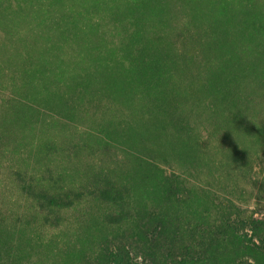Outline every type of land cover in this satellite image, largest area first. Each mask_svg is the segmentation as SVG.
<instances>
[{
	"label": "rangeland",
	"instance_id": "rangeland-1",
	"mask_svg": "<svg viewBox=\"0 0 264 264\" xmlns=\"http://www.w3.org/2000/svg\"><path fill=\"white\" fill-rule=\"evenodd\" d=\"M257 220L264 0H0V264H264Z\"/></svg>",
	"mask_w": 264,
	"mask_h": 264
},
{
	"label": "trees",
	"instance_id": "trees-1",
	"mask_svg": "<svg viewBox=\"0 0 264 264\" xmlns=\"http://www.w3.org/2000/svg\"><path fill=\"white\" fill-rule=\"evenodd\" d=\"M253 228L250 230L251 235H244V238L241 240V242H248L250 246L248 247V250L253 251L258 257L261 258V260H264V221L257 220L253 222L252 224ZM233 231V229H231ZM232 233V232H231ZM225 243L228 246V240L225 241ZM207 260L203 257H197V259L193 260L194 264L203 263ZM181 264H186L185 262ZM245 264H260L259 261L256 260V262L253 263H245Z\"/></svg>",
	"mask_w": 264,
	"mask_h": 264
}]
</instances>
